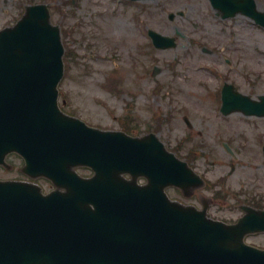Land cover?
<instances>
[{
  "label": "rangeland",
  "instance_id": "obj_1",
  "mask_svg": "<svg viewBox=\"0 0 264 264\" xmlns=\"http://www.w3.org/2000/svg\"><path fill=\"white\" fill-rule=\"evenodd\" d=\"M42 2L49 4L68 55L58 86L64 112L103 130L157 134L205 182L189 198L170 190L176 201L199 205L215 192L224 195L216 205L231 204L242 192L264 201V161L258 154L264 121L223 119L216 100L223 82L253 96L264 94V29L242 15L221 20L208 0ZM255 2L264 11V0ZM178 11L183 15L167 19ZM148 30L175 38L176 46L155 49ZM222 142L237 153L230 174L234 161ZM17 174L0 168V178ZM45 183L39 184L47 190ZM247 242L264 248L263 235Z\"/></svg>",
  "mask_w": 264,
  "mask_h": 264
},
{
  "label": "water",
  "instance_id": "obj_2",
  "mask_svg": "<svg viewBox=\"0 0 264 264\" xmlns=\"http://www.w3.org/2000/svg\"><path fill=\"white\" fill-rule=\"evenodd\" d=\"M210 1L224 17L242 12L264 26V14L255 11L253 0ZM150 35L156 44L159 40L165 42L162 46L173 44L172 39H162L153 32ZM62 53L59 31L50 25L45 7L30 9L18 25L0 31V158L17 151L28 164H34L33 171L66 188L64 177L69 176L71 165L87 162L96 176L102 173L122 189L103 192L102 200L107 205L98 207L95 214L78 204L88 203L81 198L90 189L87 185L79 190L71 188L67 195L43 197L36 212L31 207L27 221L32 223L37 216L43 236L57 244L63 224L76 220V227L64 229V235L74 241L71 249L64 253L43 249L38 260L22 250L16 262L9 254L3 260L12 264H237L239 260L232 256L243 255L242 261L247 264H264V251L244 247L234 234L245 225L224 227L190 217L193 211L161 195L164 185L183 184L185 170L184 164L165 153L152 136L148 141L98 132L58 111L56 85L62 76ZM59 144H66L70 152ZM126 172L148 178L147 194H137L134 182L119 178ZM58 174L63 178L54 180L52 176ZM6 210L7 204L0 200V247L14 232L22 235L30 229L5 223L2 212ZM108 211L115 213L122 225L134 224L130 219L138 221L140 217V221L118 234L99 231L102 224L113 220ZM142 216L151 220L147 228ZM163 218H167L168 226H160ZM250 220L264 231L263 216ZM138 226L146 228L144 235Z\"/></svg>",
  "mask_w": 264,
  "mask_h": 264
},
{
  "label": "flooded vegetation",
  "instance_id": "obj_3",
  "mask_svg": "<svg viewBox=\"0 0 264 264\" xmlns=\"http://www.w3.org/2000/svg\"><path fill=\"white\" fill-rule=\"evenodd\" d=\"M40 3L42 0H0V25H14L23 14L26 6ZM238 137L239 133H234L232 139L236 140ZM249 205L255 207L252 204ZM214 216L216 219L224 218L226 221H234V219L240 218V216L229 217L221 211L215 212Z\"/></svg>",
  "mask_w": 264,
  "mask_h": 264
}]
</instances>
